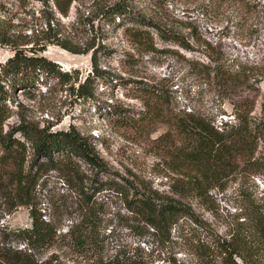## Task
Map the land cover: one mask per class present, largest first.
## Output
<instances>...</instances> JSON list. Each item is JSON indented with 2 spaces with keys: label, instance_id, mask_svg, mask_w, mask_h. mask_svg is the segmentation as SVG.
<instances>
[{
  "label": "rangeland",
  "instance_id": "1",
  "mask_svg": "<svg viewBox=\"0 0 264 264\" xmlns=\"http://www.w3.org/2000/svg\"><path fill=\"white\" fill-rule=\"evenodd\" d=\"M117 1L163 29L184 36L192 49L165 41L156 28L144 25L142 28L151 32L156 47L173 52L148 50L125 30L126 25L139 24L126 21L125 25H112L101 14L100 2ZM48 6L54 7L53 0H0V19L10 20L13 28L19 29L23 18H30L32 11L38 14L40 10L41 15V10ZM81 17H89L91 26L81 24ZM61 20L64 33L74 44L94 48L78 54L48 45L41 54L56 62L61 70L72 72L74 78L78 75L79 82H83L89 74L93 75L92 52L97 49L98 69L104 72L93 83L95 99L75 95L78 82L74 79L60 83L41 73L40 86L31 90L9 89L6 103L11 116L4 128L15 126L24 115L41 127L50 126L55 131L74 126L83 135L91 136L90 142L105 169L98 171L79 161L84 176L81 183L62 166L43 168L36 186L35 207L44 219L54 221L62 234L81 218L85 204L82 190L95 194L94 200L101 203L102 211L93 243L78 247L70 238L59 237L40 257L55 254L65 264H95L122 251L149 254L153 264H161L171 256L191 261L192 255L179 252L184 239L179 236L178 227L172 230V239L164 241L128 208L125 193L120 190L124 189L129 198L149 191L178 198L193 208L203 229H214L224 236L234 223V213L241 207L244 194L254 192L264 198V146L256 154L259 165L241 164L228 176L215 180L209 201H202L175 193L178 175L172 172L169 162L174 145L179 146L181 139L172 137L173 133L165 136L170 130L167 120L189 112L205 117L219 128L222 123H236L233 100L244 108L255 100L251 116L261 118L264 0H74L69 15H61ZM13 55L14 50L0 42V63ZM208 55L220 58L232 68L254 70L258 74L255 87L225 85L218 78L211 81L202 65L209 62ZM43 79L47 84H42ZM10 81L5 80L6 88ZM55 156L59 158L60 154ZM108 181L112 184L97 191L99 184ZM4 208L0 196V238L11 230L32 227L30 207L20 206L11 213ZM183 223V234L202 230L190 219ZM10 240L14 246L25 247L15 237Z\"/></svg>",
  "mask_w": 264,
  "mask_h": 264
},
{
  "label": "trees",
  "instance_id": "2",
  "mask_svg": "<svg viewBox=\"0 0 264 264\" xmlns=\"http://www.w3.org/2000/svg\"><path fill=\"white\" fill-rule=\"evenodd\" d=\"M73 2L53 0L54 7L43 8L41 15L40 10L38 14L32 11L30 18L22 19L19 29H14L10 20L0 19V42L14 50L13 56L0 63V196L8 213L26 206L31 208L33 219L31 228L11 230L0 238V264H65L55 254L46 258L40 256L59 237L70 238L78 247L93 243L95 226L101 220V203L94 200V193L84 190L85 204L81 218L63 234L58 232L59 228L54 221L44 219L41 211L39 213L35 207L36 186L43 168L60 169L62 166L69 176L81 183L84 182V176L79 161L90 164L98 171L105 169L103 160L90 142L91 136L83 135L74 126L55 131L50 126L41 127L24 115L20 116L15 126L7 130L4 128L6 120L11 116V109L6 103L9 89H34L40 86L41 73L58 79L60 83L74 79L73 82H78V87H74L75 95L95 99L93 83L104 72L98 69L97 49L92 52L93 75L89 74L83 82H79L78 75L74 78L72 72L61 70L56 62L41 54L48 45H58L78 54L94 48V45L83 48L74 44L64 33L61 15H69ZM99 6L101 14L112 25H125L126 21L139 24L126 25L125 30L148 50L173 52L170 48L156 47L151 32L142 28L144 25L156 28L163 40L175 42L187 50L192 49L184 36L163 29L124 2H100ZM79 22L91 26L89 17H81ZM208 57L209 62H203L202 65L211 81L218 78L225 85L255 87L254 81L258 74L254 70L232 68L218 57ZM5 80H11L8 88ZM42 84L47 82L43 79ZM250 102L251 106L244 108L237 100H233L238 121L222 123L220 128L192 112L184 116L174 115L167 120L170 130L165 136L173 133L172 137L181 139L179 146L174 145L169 162L172 172L178 175L175 193L209 201L210 188L215 180L228 176L241 164L256 166L261 163L256 154L260 146H264V103L261 118L255 119L251 116L255 100ZM108 105L111 107V104ZM115 111L120 114L118 108ZM56 154H60V157L56 158ZM107 184L112 183L108 181L99 184L97 191L104 189ZM120 191L125 193L128 208L138 214L164 241L171 240L172 230L178 227L179 236L184 239L183 248L179 252L192 255L193 258L186 261L171 256L161 264H264V198L257 197L254 192L244 194L241 207L234 213V223L224 236L214 229H203L193 208L178 198L162 196L155 191L137 192L133 198H129L124 189ZM187 219L200 225L202 230H190L188 234H183V222ZM13 237L16 242H23L25 247L14 246L10 242ZM153 263L149 254L119 251L113 257L101 259L95 264Z\"/></svg>",
  "mask_w": 264,
  "mask_h": 264
}]
</instances>
